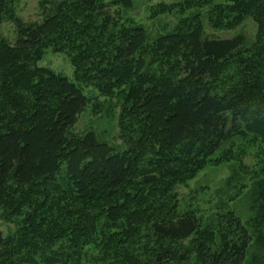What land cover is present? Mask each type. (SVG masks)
<instances>
[{
  "label": "trees",
  "instance_id": "obj_1",
  "mask_svg": "<svg viewBox=\"0 0 264 264\" xmlns=\"http://www.w3.org/2000/svg\"><path fill=\"white\" fill-rule=\"evenodd\" d=\"M0 0V264H264V0H177L151 8L176 25L152 36L126 17L132 0H63L26 24ZM118 9L112 11V7ZM256 24L240 33L205 36ZM65 54L75 79L38 65ZM122 93L118 151L70 129L85 88ZM262 154L250 190L255 214L234 199L238 172L208 208L182 207L177 188L205 169ZM263 198V200H261Z\"/></svg>",
  "mask_w": 264,
  "mask_h": 264
},
{
  "label": "rangeland",
  "instance_id": "obj_2",
  "mask_svg": "<svg viewBox=\"0 0 264 264\" xmlns=\"http://www.w3.org/2000/svg\"><path fill=\"white\" fill-rule=\"evenodd\" d=\"M63 0H17L14 5V12L26 24H34L42 21L45 16L52 11L56 3ZM177 0H132L133 5L127 10L126 17L134 19L143 24L155 36L158 33L171 30L177 23L175 14H159L151 17V8L155 5L166 3L170 4ZM117 6L112 7V11L117 10ZM205 16V15H204ZM205 36L210 40H224L236 37L240 33L244 34L249 41H253L256 34V24L252 19L246 20L241 26L233 30H216L212 28L207 17L204 18ZM2 35L10 42L16 39L15 24L5 19L1 25ZM39 66L47 67L57 73H61L71 80L75 79L74 67L69 58L63 53H56L51 49L47 50L44 57L38 62ZM86 95L90 98L87 107L79 115L77 122L70 129L71 134L84 136L92 133L97 140L107 142L114 146L118 151H123L130 145L127 139L121 136L119 118L123 96L118 93L113 97L102 96L92 88H85ZM262 154L256 147L250 149L248 155L243 157V163L247 166L248 173L238 170V165L234 163L222 164L217 168H207L198 177L190 181L188 185L179 186L177 191L180 196L182 207L190 208L200 206L203 211L208 208V202L219 200V195L223 192L233 195L236 193L234 188L227 189L226 181L233 174V169L238 172L243 184H246L241 195L234 199L238 211L245 217L255 214L252 209L250 188L253 179L249 173L257 170L260 166L259 160ZM263 200V198H261ZM0 229L4 236L14 232L13 223L6 221L0 216Z\"/></svg>",
  "mask_w": 264,
  "mask_h": 264
}]
</instances>
